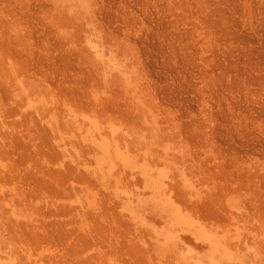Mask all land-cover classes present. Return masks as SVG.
<instances>
[{
    "label": "rangeland",
    "instance_id": "obj_1",
    "mask_svg": "<svg viewBox=\"0 0 264 264\" xmlns=\"http://www.w3.org/2000/svg\"><path fill=\"white\" fill-rule=\"evenodd\" d=\"M0 264H264V0H0Z\"/></svg>",
    "mask_w": 264,
    "mask_h": 264
},
{
    "label": "bare ground",
    "instance_id": "obj_2",
    "mask_svg": "<svg viewBox=\"0 0 264 264\" xmlns=\"http://www.w3.org/2000/svg\"><path fill=\"white\" fill-rule=\"evenodd\" d=\"M60 17V16H59ZM86 40H88V39H86ZM58 106V105H57ZM10 180V179H9ZM13 191V190H12ZM20 227V226H19ZM30 228V227H29ZM20 235H21V233H19ZM26 236V235H25ZM20 238V237H19ZM253 249V248H252ZM91 254H93V253H91ZM85 258V257H84ZM85 259H87V258H85ZM243 263V262H242Z\"/></svg>",
    "mask_w": 264,
    "mask_h": 264
}]
</instances>
